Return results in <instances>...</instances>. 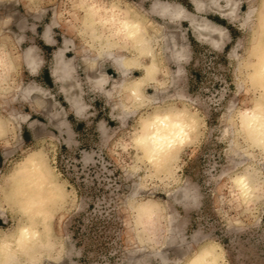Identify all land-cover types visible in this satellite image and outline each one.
Instances as JSON below:
<instances>
[{
	"label": "clouds",
	"instance_id": "obj_1",
	"mask_svg": "<svg viewBox=\"0 0 264 264\" xmlns=\"http://www.w3.org/2000/svg\"><path fill=\"white\" fill-rule=\"evenodd\" d=\"M0 264H264V0H0Z\"/></svg>",
	"mask_w": 264,
	"mask_h": 264
},
{
	"label": "rangeland",
	"instance_id": "obj_2",
	"mask_svg": "<svg viewBox=\"0 0 264 264\" xmlns=\"http://www.w3.org/2000/svg\"><path fill=\"white\" fill-rule=\"evenodd\" d=\"M218 19V18H216ZM46 51H51V49H46ZM192 75L194 77V81L192 83V89L195 90L198 86L199 83L204 79L203 74L201 71L197 69L192 70ZM43 79L51 85L50 78L48 77L47 70H45ZM100 105L98 104L97 107ZM101 116L104 114L101 113ZM100 117L98 116L97 119ZM42 119V118H41ZM70 120H73V123L75 125V130L81 134V139L84 140L85 142L82 144L83 148H89L90 143L89 140L90 138H95V132L94 129H88L84 125L83 122L76 124L74 119L72 117H69ZM110 123H112L110 121ZM25 139L30 141L31 136L27 130H25ZM62 153H66L67 149L62 147L61 149ZM76 159H79V156L77 154ZM72 161H69V164L71 165ZM202 161L200 159L194 160L190 166H189V174H194V172L199 168L200 164ZM77 169H81V171L77 172V176L79 177V187L84 188L85 194L90 195L93 198L98 196L100 193L103 192V185L108 179L106 174L102 171L99 165L95 167H88V168H82L81 165L77 164L75 165ZM90 185V187H88ZM91 208V206H90ZM82 226V218L77 217L72 225V229L74 230L76 237L81 236L80 228ZM85 237L90 240L91 243L97 244L99 247H103V240L97 235V227L93 226L90 229V234H85ZM226 244L228 243V239L225 238L224 241Z\"/></svg>",
	"mask_w": 264,
	"mask_h": 264
}]
</instances>
